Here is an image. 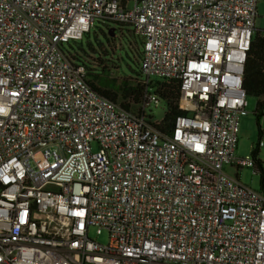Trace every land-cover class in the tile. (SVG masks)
<instances>
[{"label": "built area", "instance_id": "2783aa9c", "mask_svg": "<svg viewBox=\"0 0 264 264\" xmlns=\"http://www.w3.org/2000/svg\"><path fill=\"white\" fill-rule=\"evenodd\" d=\"M257 3L0 0V264H264L262 142L236 156ZM95 24L141 42L136 112L64 49ZM152 78L179 86L169 132Z\"/></svg>", "mask_w": 264, "mask_h": 264}, {"label": "rangeland", "instance_id": "374dc122", "mask_svg": "<svg viewBox=\"0 0 264 264\" xmlns=\"http://www.w3.org/2000/svg\"><path fill=\"white\" fill-rule=\"evenodd\" d=\"M256 10L257 17L254 26L257 31H261L264 30V0H258ZM110 27L113 26L110 25ZM114 28L117 30V27ZM103 31L102 25L95 24L90 33L84 35L81 41L70 42L68 45H64V49L81 54V58L87 63L91 73H100V70L104 69L108 74V79L114 81L115 86H118L122 81H127L131 86L141 84L142 77L139 73L138 64L141 52L140 40L129 30L122 32V36L116 31V37L113 39H108ZM157 80L156 78L151 79L153 87L162 83ZM121 100L120 98L119 101L121 102ZM259 101L260 99L253 96L246 98V115L240 119L236 156L241 158L252 156L255 145L261 141L262 147L257 153V159L264 163V116L260 118L257 125L254 114ZM138 108H140L139 104L133 107L131 111L136 112ZM166 112V105L161 102L157 108H153L151 111L153 121L160 122ZM259 131L262 133L260 137H258ZM223 171L230 177H236L241 184L253 190L260 188V176L250 168L240 169L236 174L233 168L224 166ZM96 240L101 244H106L107 237L103 233Z\"/></svg>", "mask_w": 264, "mask_h": 264}, {"label": "trees", "instance_id": "16d2710c", "mask_svg": "<svg viewBox=\"0 0 264 264\" xmlns=\"http://www.w3.org/2000/svg\"><path fill=\"white\" fill-rule=\"evenodd\" d=\"M89 76L88 83L92 89L122 109L131 111L140 103L144 90L143 79L140 80L141 84L131 86L127 81H122L118 86H115L114 81L108 79V74L104 69H101L100 73L90 72ZM242 87L247 96L260 99L254 112L258 125V121L264 116V30H256L254 33L244 63ZM155 92L164 100L167 108L163 119L156 127L160 131L169 132L174 119L183 114L178 108L179 86L174 81L159 83L155 87ZM261 134L259 131L258 137ZM255 153H258L256 149L253 151V154Z\"/></svg>", "mask_w": 264, "mask_h": 264}, {"label": "water", "instance_id": "95a60500", "mask_svg": "<svg viewBox=\"0 0 264 264\" xmlns=\"http://www.w3.org/2000/svg\"><path fill=\"white\" fill-rule=\"evenodd\" d=\"M108 33H109V35H112V30H110Z\"/></svg>", "mask_w": 264, "mask_h": 264}]
</instances>
